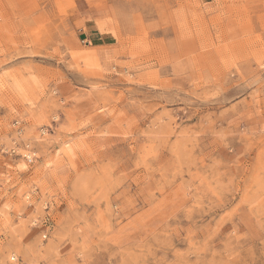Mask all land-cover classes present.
I'll use <instances>...</instances> for the list:
<instances>
[{"label":"rangeland","instance_id":"obj_1","mask_svg":"<svg viewBox=\"0 0 264 264\" xmlns=\"http://www.w3.org/2000/svg\"><path fill=\"white\" fill-rule=\"evenodd\" d=\"M0 264H264V0H0Z\"/></svg>","mask_w":264,"mask_h":264},{"label":"bare ground","instance_id":"obj_2","mask_svg":"<svg viewBox=\"0 0 264 264\" xmlns=\"http://www.w3.org/2000/svg\"><path fill=\"white\" fill-rule=\"evenodd\" d=\"M28 154V152L26 153V155ZM30 154V153H29Z\"/></svg>","mask_w":264,"mask_h":264}]
</instances>
